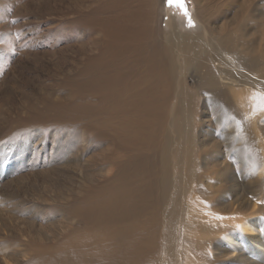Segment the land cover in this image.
Instances as JSON below:
<instances>
[{
  "label": "bare ground",
  "instance_id": "obj_1",
  "mask_svg": "<svg viewBox=\"0 0 264 264\" xmlns=\"http://www.w3.org/2000/svg\"><path fill=\"white\" fill-rule=\"evenodd\" d=\"M65 1L56 0L57 9L77 15L58 23L63 28L60 36L67 41L58 50V59L65 60L71 48L68 43L79 29L85 30L90 46L82 50L83 58L65 60L72 65V72L61 81L68 91L65 99L48 100L45 110H32L28 119L52 118L68 130V163L81 160L82 143L99 147L87 163L101 167L97 171L101 179L92 177L57 197L63 200L53 204L63 231L55 232L51 242L33 243L25 264H199L206 260L205 264H216L212 246L192 251L198 242L195 237H200L197 217L184 215L180 201L187 192L207 194L196 166L210 159L222 175L231 169L224 158L233 148L223 153L218 148L213 153L199 149L193 129L199 110L194 108L207 93L214 103L223 98L220 103L225 106L234 103L245 112L251 103L257 110L258 104H264L263 69L246 73L253 77L251 83L238 76L242 68L231 63L235 57L242 58L230 51V35L224 46L228 58L217 61L214 43L163 31L159 0H91L89 5L88 0H70L68 5ZM213 4L202 5L201 15L208 21L221 15L222 5ZM231 22L225 18L220 31ZM257 52L264 62L263 43ZM189 68L199 73L197 84H191ZM26 122L20 121L13 131L25 128ZM75 150L81 154H72ZM219 187L217 194L223 188ZM216 201L222 204L216 214L225 218L222 229L227 230L233 225L229 221L236 214L235 205L223 192L211 202L217 205ZM211 235L205 231L201 237L207 242Z\"/></svg>",
  "mask_w": 264,
  "mask_h": 264
},
{
  "label": "rangeland",
  "instance_id": "obj_2",
  "mask_svg": "<svg viewBox=\"0 0 264 264\" xmlns=\"http://www.w3.org/2000/svg\"><path fill=\"white\" fill-rule=\"evenodd\" d=\"M69 1L66 0L65 5ZM182 2L187 15L184 8L169 6L168 0H159V26L163 31L200 37L214 43L217 61L228 58L224 46L231 41L230 35L233 38L230 51L238 52L242 58L235 57L231 63V66L242 68L238 76L251 83L253 77L246 74L248 71L259 73L263 69L264 72V62L259 61L257 52L264 44V0ZM209 2L215 7L222 5L223 9H220L221 15L215 14L211 21L201 15L202 5ZM86 3L89 5L91 0ZM76 15L58 10L56 0L0 2L1 264H25L32 256L33 243L54 240L53 234L63 231V227L58 228L60 214L53 205L63 200L57 197L63 191L70 192L73 187L76 189L83 183H89L92 177L101 179L97 173L101 167L87 163L91 153L97 152L99 147H87L82 143V154L80 150L72 151V154H81V160L72 166L74 163H68L65 157L69 152L65 137L68 130L60 128L55 120L51 122L52 118H43L46 121L28 119L33 114L32 110H45L48 100L65 99L68 91L62 87L61 81L72 72V65L65 60L74 62L75 57L83 58L82 50L90 46L85 30L79 29L73 41L68 43L71 48L66 52L65 60L58 59V50L67 42L64 36L63 39L60 36L63 28H59L58 23ZM225 18L232 20L231 26L220 31ZM187 75L191 84L198 83L197 71L189 68ZM202 96L206 99L198 98L194 109L199 112L193 125L199 149L213 153L218 148L223 153L233 148V152L224 158L229 159L231 169L222 175L217 172V163L210 159L202 161L203 166L197 165L196 169L202 171L207 194L203 196L199 190L187 192L180 201L184 215L197 217L200 237H195L198 242L192 251L196 253L212 246V258L216 259V264H264V104H258V109L253 111L250 103L244 112L234 103L231 106L221 104L223 98L217 104L208 100L210 94L203 93ZM26 119L25 128L13 131L19 128L20 121ZM71 178L75 179L73 183ZM219 186L223 188L217 194L215 191ZM222 192L234 203L236 210L229 221L233 225L227 230L222 229L225 218L216 214L222 204L211 202ZM195 225L190 226V230L195 229ZM205 231H209L213 239L211 235V239L205 242V236L201 237ZM195 256L192 255L193 258ZM203 258H210V255Z\"/></svg>",
  "mask_w": 264,
  "mask_h": 264
},
{
  "label": "snow or ice",
  "instance_id": "obj_3",
  "mask_svg": "<svg viewBox=\"0 0 264 264\" xmlns=\"http://www.w3.org/2000/svg\"><path fill=\"white\" fill-rule=\"evenodd\" d=\"M168 3H169V6L176 5V6H180V7L184 8L182 0H168ZM184 11H185V14L187 15L186 8H184ZM189 24L191 26V20L190 19H189Z\"/></svg>",
  "mask_w": 264,
  "mask_h": 264
}]
</instances>
